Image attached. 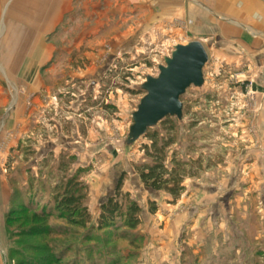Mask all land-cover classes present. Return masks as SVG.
I'll return each instance as SVG.
<instances>
[{
    "label": "rangeland",
    "instance_id": "1",
    "mask_svg": "<svg viewBox=\"0 0 264 264\" xmlns=\"http://www.w3.org/2000/svg\"><path fill=\"white\" fill-rule=\"evenodd\" d=\"M66 1L0 0V264L51 255L61 264H264V86L255 62L213 47L216 40L205 46L204 83L181 97L167 162L176 154L202 172L176 202L130 189L149 144L128 143L135 114L176 48L196 40L170 23L140 30L138 14L99 25L80 11L85 0H70L60 20ZM69 156L70 176L85 170L88 229H67L56 216L47 226L55 235L27 239L20 223L8 229L7 214L28 189L49 200ZM121 177L120 196L141 207L140 225L97 229L98 199L113 196Z\"/></svg>",
    "mask_w": 264,
    "mask_h": 264
},
{
    "label": "trees",
    "instance_id": "2",
    "mask_svg": "<svg viewBox=\"0 0 264 264\" xmlns=\"http://www.w3.org/2000/svg\"><path fill=\"white\" fill-rule=\"evenodd\" d=\"M174 118L173 116L165 117L159 123L162 127L161 131L153 130L155 127L147 129L143 138L147 139L149 144L141 148L147 162L137 165L136 172L146 189L169 194L176 202L183 195L184 182L188 178L196 177L198 173L202 172V169L193 174V168L198 163L187 164L178 160L176 154L170 161L171 167L167 165L168 151L176 141L174 131L177 124L174 122ZM73 163L74 156H69L67 160L61 162L59 171L62 173V178L50 192L49 200L45 204L41 200H37V193L28 189L20 203L22 206L16 205L7 214V228L11 229L20 223L19 229L23 237L27 239L43 235H45L43 237H47L58 232L47 227L50 219L56 216V219L65 222L67 229L87 230L92 223V216L88 208L87 185L80 180V175L85 170L79 169L70 176L69 171ZM122 186L123 178L121 177L115 194L102 202L100 215L96 220L97 229L111 230L124 227L128 230H135L139 227L142 209L137 202H124L127 197L120 196ZM120 197H123V201ZM151 206V211L154 213L156 206L154 203H151ZM94 228L95 226H91L92 230ZM61 263L59 258L51 255L40 264ZM21 264L38 263L28 260Z\"/></svg>",
    "mask_w": 264,
    "mask_h": 264
},
{
    "label": "crops",
    "instance_id": "3",
    "mask_svg": "<svg viewBox=\"0 0 264 264\" xmlns=\"http://www.w3.org/2000/svg\"><path fill=\"white\" fill-rule=\"evenodd\" d=\"M71 3L67 0L65 8L62 7L60 20L71 12ZM79 6L83 15L99 16L102 26L117 19L130 20L138 14L140 30L149 31L170 23L174 30L187 32L204 47L212 46L216 40L213 47L220 50L227 46L231 49L226 52L231 56L248 54L255 62V75L264 86V0H85ZM130 182V189H145L135 171L130 175ZM99 191L98 195L102 192L106 195L104 188ZM101 197L99 207L106 198Z\"/></svg>",
    "mask_w": 264,
    "mask_h": 264
},
{
    "label": "water",
    "instance_id": "4",
    "mask_svg": "<svg viewBox=\"0 0 264 264\" xmlns=\"http://www.w3.org/2000/svg\"><path fill=\"white\" fill-rule=\"evenodd\" d=\"M207 62L208 53L198 41L176 48L161 76L150 84V95L135 114L128 143L143 137L147 129L156 127L167 116L182 118L181 97L190 86L203 85Z\"/></svg>",
    "mask_w": 264,
    "mask_h": 264
}]
</instances>
